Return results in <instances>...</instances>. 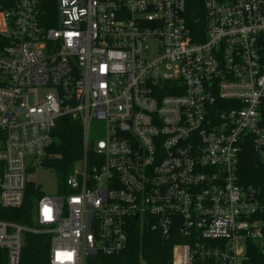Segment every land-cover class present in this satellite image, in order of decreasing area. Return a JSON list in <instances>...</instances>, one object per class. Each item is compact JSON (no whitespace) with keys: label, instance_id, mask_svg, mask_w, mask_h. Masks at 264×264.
<instances>
[{"label":"built area","instance_id":"built-area-1","mask_svg":"<svg viewBox=\"0 0 264 264\" xmlns=\"http://www.w3.org/2000/svg\"><path fill=\"white\" fill-rule=\"evenodd\" d=\"M200 1L196 31L186 0L0 3V215L58 120L83 130L80 170L32 225L0 217V264H21L27 234L49 238L48 264H125L137 231L172 242L169 264L264 253V200L238 174L247 145L264 159V0Z\"/></svg>","mask_w":264,"mask_h":264},{"label":"trees","instance_id":"trees-1","mask_svg":"<svg viewBox=\"0 0 264 264\" xmlns=\"http://www.w3.org/2000/svg\"><path fill=\"white\" fill-rule=\"evenodd\" d=\"M4 8L11 9L14 0H0ZM186 17L192 30L204 29V12L200 0H186ZM53 142L48 151L51 154L44 166L54 169L60 179V187L66 188V179L74 171V166L82 154V124L65 116L58 120L53 130ZM239 183L244 187L252 186L260 189L264 200V159L258 156L249 144L244 148L238 166ZM42 195L40 189L28 182L23 206L17 210H9L8 215L0 217L32 225L31 215L34 212L37 198ZM247 264H264V253L259 244L248 242ZM49 238L44 235L27 234L22 252L21 264H48ZM172 242L163 246L157 239L136 232L130 249L125 253V264H169ZM0 255L4 256L3 252ZM123 264V263H120Z\"/></svg>","mask_w":264,"mask_h":264},{"label":"rangeland","instance_id":"rangeland-1","mask_svg":"<svg viewBox=\"0 0 264 264\" xmlns=\"http://www.w3.org/2000/svg\"><path fill=\"white\" fill-rule=\"evenodd\" d=\"M92 133L96 139L103 138L104 136V123L102 122H93ZM80 170V164L76 163L74 170ZM29 182L34 183L42 193L46 195H56L60 190V179L54 169L39 166L36 170L29 172L28 174Z\"/></svg>","mask_w":264,"mask_h":264}]
</instances>
